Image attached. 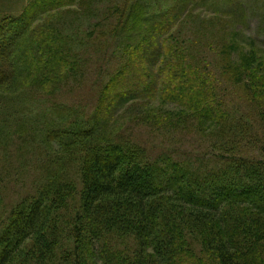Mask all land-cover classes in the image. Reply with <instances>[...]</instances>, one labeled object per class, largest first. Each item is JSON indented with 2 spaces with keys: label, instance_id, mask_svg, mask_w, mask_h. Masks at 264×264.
Instances as JSON below:
<instances>
[{
  "label": "trees",
  "instance_id": "16d2710c",
  "mask_svg": "<svg viewBox=\"0 0 264 264\" xmlns=\"http://www.w3.org/2000/svg\"><path fill=\"white\" fill-rule=\"evenodd\" d=\"M80 1L0 18V264H264V49L242 41L232 5L205 0H116L108 28L79 43L60 21ZM112 46L122 62L91 110L56 101ZM230 88L255 130L223 104ZM124 114L169 149L198 134L213 152L152 154ZM30 170L33 192L8 207L5 184Z\"/></svg>",
  "mask_w": 264,
  "mask_h": 264
},
{
  "label": "rangeland",
  "instance_id": "374dc122",
  "mask_svg": "<svg viewBox=\"0 0 264 264\" xmlns=\"http://www.w3.org/2000/svg\"><path fill=\"white\" fill-rule=\"evenodd\" d=\"M27 1L28 0H0V18L4 15H18L22 6L25 5ZM115 1L116 0H81L78 5V2H76L68 8L75 10H70L72 12L64 15V18L60 21L63 30L66 33L75 31L74 36L76 41L80 43L82 38L81 35L86 29L95 28L97 31L101 28L107 29L109 24L114 21L115 14L112 12V6L115 4ZM146 1L148 10L158 5L159 1L164 2L163 0ZM231 1L233 2L230 4H228L227 0H205V4H201L200 1L197 3L199 8H206L210 11L220 10V12L225 11L228 8L227 6L232 5L229 10V19L232 24H235L239 28L240 32H243V34L241 32L242 41L245 40L244 38H253L255 43L264 49V0H241L242 4H240L239 0ZM190 26H192L191 23L188 25L184 24L187 31ZM118 52L119 50L117 47L112 46L108 51L110 55L108 59L103 57V53H91V60H89L86 67H84V76H78L81 78L79 84L74 78H71L67 84L64 83L60 92L56 95V101H62L69 105H80L91 110L94 106L99 86L107 80V76L122 62V58H119L120 52L119 54ZM207 56L210 60H213L211 53L208 52ZM139 63L140 61L134 66V69L143 72V65H139ZM226 91L225 98L221 99L223 104L228 105L233 102L239 112L247 115V119L245 120L250 125V128L255 130V119L253 118L252 110L249 109L246 103L247 99L244 91L242 89L235 90L234 88H230V90L226 89ZM218 93L224 95L222 89H219ZM168 106L169 108L172 107L171 104H168ZM130 108L131 107L127 109L128 115L131 114V111H128ZM118 115L119 114H117L116 117H118ZM124 118H126V122L122 130L126 133H131L136 139L146 144L148 150L152 154H166L168 150H172L171 157L173 159L184 160L190 153L198 152L205 154L206 152H213V150L208 149L207 140L201 138L198 134H188L180 143L176 141L172 143L171 141L169 149L158 138H153L146 128L141 127V124L138 123V119H129L125 114L124 117H120L119 119L124 120ZM252 134L256 135L255 132H252ZM255 138L256 137H254V141H256ZM259 147H261V145ZM255 150L253 151V155H260L259 153L257 155ZM262 155H264V151ZM16 158L15 153H12L11 160L13 166L17 162ZM11 170L15 171V168L13 167ZM34 174L35 172L30 170L23 177H18L22 181L11 180L5 184L6 189H3V196L5 204L8 207L9 205L17 203V201L26 194L33 192L32 179ZM75 179L79 182L77 177H75Z\"/></svg>",
  "mask_w": 264,
  "mask_h": 264
},
{
  "label": "crops",
  "instance_id": "0c3cea01",
  "mask_svg": "<svg viewBox=\"0 0 264 264\" xmlns=\"http://www.w3.org/2000/svg\"><path fill=\"white\" fill-rule=\"evenodd\" d=\"M29 1H30V0H28L26 3H28ZM26 3H25V5H26ZM23 6H24V5H23ZM23 6H22V7H23Z\"/></svg>",
  "mask_w": 264,
  "mask_h": 264
}]
</instances>
